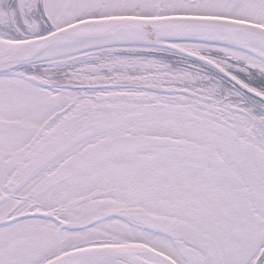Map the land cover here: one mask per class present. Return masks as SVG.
Masks as SVG:
<instances>
[{"label":"snow or ice","instance_id":"obj_1","mask_svg":"<svg viewBox=\"0 0 264 264\" xmlns=\"http://www.w3.org/2000/svg\"><path fill=\"white\" fill-rule=\"evenodd\" d=\"M0 264H264V0H0Z\"/></svg>","mask_w":264,"mask_h":264}]
</instances>
